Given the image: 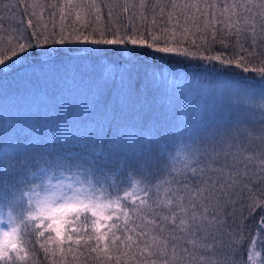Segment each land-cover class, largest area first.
Returning <instances> with one entry per match:
<instances>
[{"label": "snow or ice", "instance_id": "1", "mask_svg": "<svg viewBox=\"0 0 264 264\" xmlns=\"http://www.w3.org/2000/svg\"><path fill=\"white\" fill-rule=\"evenodd\" d=\"M21 6L85 30L0 16V85L37 79L27 114L0 109V264H121L133 245L135 264H264V0H122L129 23L91 31L97 0ZM147 11L168 27L139 30Z\"/></svg>", "mask_w": 264, "mask_h": 264}, {"label": "trees", "instance_id": "2", "mask_svg": "<svg viewBox=\"0 0 264 264\" xmlns=\"http://www.w3.org/2000/svg\"><path fill=\"white\" fill-rule=\"evenodd\" d=\"M29 2H32V0H29ZM37 3H40L42 5L44 4H51V3H58L61 6L65 2V0H36ZM122 0H97V3L101 4V13H100V20H96L95 15H89L87 19L84 21L88 25L87 31H91L93 28H108L109 26H113L115 23H118L121 27L124 25H127L129 23V17L131 16L132 12H136V9H131L129 13H122L121 8L115 7L117 3H121ZM217 2H230V0H217ZM15 3V0H0V16L4 19V27L9 29L11 31L12 29H20L23 28L27 31L28 34L31 33L33 30L32 28L28 27V21L32 20L33 26L37 24V17H41L42 19L39 20V24L41 27L44 25H47L48 29L51 31L53 28L57 33H59L61 26L63 25L65 32H71L73 29H79L81 31H84V24L77 20L76 18V12L73 11L70 15L65 12L66 18L64 20H61L59 9L57 8H43L41 10L40 8L36 9L37 16L33 17L31 15V10H29L27 13L22 11V6L19 9H16L15 11H10L8 8L5 7L6 4H13ZM104 4L113 5V19L110 21L108 17V7H104ZM159 10L157 9V12ZM82 13V17H83ZM147 16V20L143 25H141V21L134 17L132 19V23L137 26L139 30H146L150 29L155 33H158L159 30L163 27H168L166 17L162 21L157 16V24H152L153 19V13L151 11H147L145 13ZM0 35L4 36V41L7 40L8 33H0ZM247 46V45H246ZM83 47V46H80ZM151 51V50H146ZM216 51H220L219 46H217ZM82 53H73V55H80ZM214 54V53H213ZM163 55V54H158ZM11 72V75L7 76L4 80L2 85H0V109H3L10 117L11 116H17V115H25L27 114V108H28V102H22L20 100V96H23L25 94V89H34L35 84L37 83L36 76L32 74V70L27 67H17L15 71L9 70ZM237 71H239L237 69ZM229 74H226L225 77H222V79L227 78ZM39 83L43 85L44 81L40 80ZM49 88L53 91L56 89L51 84V81H49L48 84ZM58 101L63 104L65 107H67L68 104H74L76 102V94L73 92L68 91L67 89L64 91L63 99L57 98ZM39 103V101H37ZM188 102H185V104L180 109L183 110V107H187ZM23 105V111H21V107ZM196 106L192 105V109L194 110ZM122 195V193H121ZM139 223V221H137ZM117 235H120L123 239L122 233H117ZM129 235H134L133 233H129ZM135 238V237H134ZM118 246L120 247L121 251L124 250L123 245H120L119 242ZM103 245H101L102 247ZM37 248H39V245H36ZM140 247H143V244L140 245ZM260 250L259 247L257 249ZM81 251H84L81 249ZM41 259H42V253H39ZM110 255L113 257V260L111 264H115V256L119 255L118 252H110ZM92 256L94 257L95 254L93 253ZM133 257H135V260H133ZM136 261H141V257L138 253L137 247L133 245V247L129 250V256L122 258L121 264H135ZM47 264V262H45ZM69 264H107L106 261L102 260H89L85 262L83 258H81L78 262H73L71 260V257L69 256Z\"/></svg>", "mask_w": 264, "mask_h": 264}, {"label": "rangeland", "instance_id": "3", "mask_svg": "<svg viewBox=\"0 0 264 264\" xmlns=\"http://www.w3.org/2000/svg\"><path fill=\"white\" fill-rule=\"evenodd\" d=\"M186 102H188L189 104L194 105V106H197V104L199 103L198 100H188Z\"/></svg>", "mask_w": 264, "mask_h": 264}]
</instances>
